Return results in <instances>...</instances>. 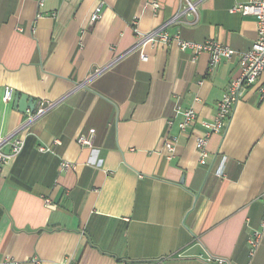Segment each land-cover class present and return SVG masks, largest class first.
<instances>
[{"label": "crops", "instance_id": "0c3cea01", "mask_svg": "<svg viewBox=\"0 0 264 264\" xmlns=\"http://www.w3.org/2000/svg\"><path fill=\"white\" fill-rule=\"evenodd\" d=\"M247 1L194 0L188 19L179 15L184 0H0V140L24 139L0 165V264H264L258 84L209 137L199 165L203 128L197 121L180 131L174 108L210 122L240 57L210 68L208 53L192 60L175 41L143 40L162 29L247 51L256 20L229 12ZM4 87L46 110L28 122L29 112L3 100ZM90 129L93 146L76 143Z\"/></svg>", "mask_w": 264, "mask_h": 264}, {"label": "built area", "instance_id": "2783aa9c", "mask_svg": "<svg viewBox=\"0 0 264 264\" xmlns=\"http://www.w3.org/2000/svg\"><path fill=\"white\" fill-rule=\"evenodd\" d=\"M39 5L42 4V0H38ZM195 3L191 0H184L183 11L188 13L195 12ZM100 7L96 8L91 16V21H95L99 18ZM229 12L239 13L240 15H250L256 20V38L253 44L247 51L238 52L232 50L224 44H219L213 39H208L204 42L196 43L191 41H186L180 38L178 33L169 35L165 33L162 29H156L144 35L143 40L154 41L160 40L163 43H169L175 41L180 50H189L192 54V60H195L197 56L203 52L209 55V65L210 68H214L220 63L222 59H229L231 56L237 54L240 57L239 61V74L237 77L229 82L226 90L222 93L221 98L216 104V113L213 119L209 122L206 120H199L195 109L189 107L184 108L180 105H176L174 108V115L179 116L177 122V127L180 131L191 127L195 122H199L202 126L203 132L194 140L195 149L198 152V162L199 165H205L208 158L207 152V142L209 137L213 133H218L223 130L229 116L233 112V108L241 97L243 91L252 84H258V94L260 98H264V0H248L245 3H237L229 8ZM142 59H146V56H142ZM14 91L10 87H4L3 89V100L13 101ZM36 110L34 113H30V119H36L40 114H42L46 108L47 104L39 103L36 104ZM172 120L168 121L170 125ZM94 129L87 130L85 133L78 135L76 143L85 147H92L94 141ZM5 144H9V150L7 152L3 151ZM24 145V139L22 137L16 136V134H11L7 139L0 140V165L7 162L9 159L13 158L20 153ZM167 149L171 152L173 150V140L167 141L165 143ZM38 150L41 152H50L51 148L49 146H39ZM62 168H75V166L69 162H61ZM221 164L215 169L216 175H221ZM263 206H264V193L261 196ZM45 204H49V200H45ZM264 225V219L262 222ZM261 232L255 230L252 237L249 238V255H252L255 248L259 244ZM207 262H214L215 264H233L230 259L221 257H207ZM17 264V263H15Z\"/></svg>", "mask_w": 264, "mask_h": 264}, {"label": "water", "instance_id": "95a60500", "mask_svg": "<svg viewBox=\"0 0 264 264\" xmlns=\"http://www.w3.org/2000/svg\"><path fill=\"white\" fill-rule=\"evenodd\" d=\"M194 2V0H191ZM179 15H186L188 19H193V14L188 13L187 11H182ZM13 108L17 109L19 112L25 113H34L36 110V101L28 96L27 94H24L22 92H17L14 94L13 97ZM33 119H30L28 122H30Z\"/></svg>", "mask_w": 264, "mask_h": 264}]
</instances>
